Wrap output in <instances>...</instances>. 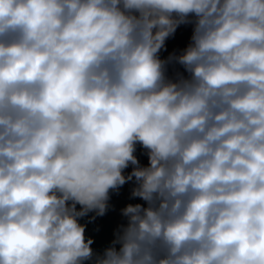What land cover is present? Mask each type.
<instances>
[{
	"label": "clouds",
	"instance_id": "obj_1",
	"mask_svg": "<svg viewBox=\"0 0 264 264\" xmlns=\"http://www.w3.org/2000/svg\"><path fill=\"white\" fill-rule=\"evenodd\" d=\"M0 264H264V0H0Z\"/></svg>",
	"mask_w": 264,
	"mask_h": 264
},
{
	"label": "water",
	"instance_id": "obj_2",
	"mask_svg": "<svg viewBox=\"0 0 264 264\" xmlns=\"http://www.w3.org/2000/svg\"><path fill=\"white\" fill-rule=\"evenodd\" d=\"M190 35L191 26H182L178 29L176 37L167 42L169 52L173 49L183 48L188 43ZM163 55L166 56L167 53H164ZM143 153L144 150L138 146L137 156L143 165H147L148 160L146 155ZM127 171H131V168L127 169L126 172ZM131 187V184H126L121 188L119 194H112L110 203L114 205L115 210H110L105 216L98 217L93 222H89L88 217L81 220V223H85L87 225L86 236L94 238V244L92 245L94 250L102 251L106 246H108L113 238V230L119 223L124 222V218L119 214V210L121 208L126 206L128 203H144L139 198H129ZM97 228H99V231H97Z\"/></svg>",
	"mask_w": 264,
	"mask_h": 264
}]
</instances>
